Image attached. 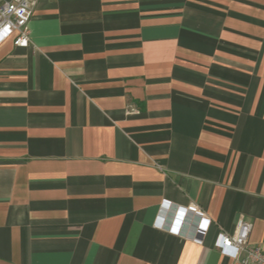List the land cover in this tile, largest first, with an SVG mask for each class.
I'll use <instances>...</instances> for the list:
<instances>
[{
  "label": "crops",
  "instance_id": "crops-1",
  "mask_svg": "<svg viewBox=\"0 0 264 264\" xmlns=\"http://www.w3.org/2000/svg\"><path fill=\"white\" fill-rule=\"evenodd\" d=\"M29 30L0 45V264H233L240 219L264 248V0H38Z\"/></svg>",
  "mask_w": 264,
  "mask_h": 264
},
{
  "label": "built area",
  "instance_id": "built-area-1",
  "mask_svg": "<svg viewBox=\"0 0 264 264\" xmlns=\"http://www.w3.org/2000/svg\"><path fill=\"white\" fill-rule=\"evenodd\" d=\"M37 1L0 0V45L8 39H13V44L17 47H27L30 44L29 22ZM154 224L159 229L201 243L211 220L194 204L181 209L164 203ZM250 230V223L240 219L233 234L220 232L215 246L233 264H264V248L249 244Z\"/></svg>",
  "mask_w": 264,
  "mask_h": 264
}]
</instances>
